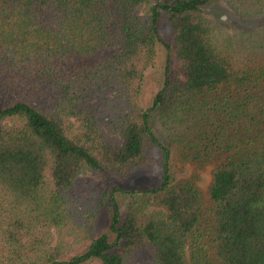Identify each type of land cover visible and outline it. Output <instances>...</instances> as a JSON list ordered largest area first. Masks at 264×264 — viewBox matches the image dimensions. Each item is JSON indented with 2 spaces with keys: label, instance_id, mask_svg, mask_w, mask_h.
<instances>
[{
  "label": "trees",
  "instance_id": "16d2710c",
  "mask_svg": "<svg viewBox=\"0 0 264 264\" xmlns=\"http://www.w3.org/2000/svg\"><path fill=\"white\" fill-rule=\"evenodd\" d=\"M209 2L0 0V264H140L143 250L151 264H264V63L227 58L203 14ZM162 22L184 79L165 62L143 108V69L166 46ZM109 93L123 111L120 144L97 118ZM158 119L183 162L213 166L206 208L193 181L171 173L174 147L158 139ZM154 146L157 186L105 193L112 240L101 234L64 261L45 247L36 232L68 221L80 172L124 176Z\"/></svg>",
  "mask_w": 264,
  "mask_h": 264
},
{
  "label": "rangeland",
  "instance_id": "374dc122",
  "mask_svg": "<svg viewBox=\"0 0 264 264\" xmlns=\"http://www.w3.org/2000/svg\"><path fill=\"white\" fill-rule=\"evenodd\" d=\"M203 14L211 22L213 29L217 30L219 39L224 43L225 55L233 64L244 60L255 64L264 63V0H210L203 6ZM159 32L166 46L158 45L152 62L143 69L138 95V101L143 108L149 106L153 95L162 84L165 62H168L173 76L184 79L182 62L176 55L171 29L162 22ZM117 96L109 93L107 98L96 102L100 128L104 136L114 144H120L122 140L119 116L123 111ZM4 104V97L0 94V107ZM154 124L158 139L165 145L170 142L173 144L169 162L174 178L191 179L200 191L202 204L206 208L209 203L208 188L213 166L205 164L198 167L196 164L183 162L181 154H178L180 148L176 144L177 136H171L173 131H167L159 119ZM159 157V148L154 146L146 160L124 176L109 169H86L80 172L76 177L75 188L68 197L67 207L71 212L68 221L59 227L42 226L36 235L44 238L45 247L48 249L58 248V259L62 261L81 254L90 241L101 234H107L112 240L114 234L109 227L108 197H105V193L114 187L131 190L157 186L162 176ZM46 182L50 183L48 173ZM127 202L125 197L119 199L123 213ZM137 257L140 264H151L149 250L138 252ZM85 264L101 263L97 259H91Z\"/></svg>",
  "mask_w": 264,
  "mask_h": 264
}]
</instances>
